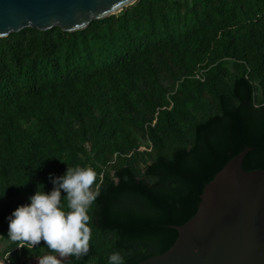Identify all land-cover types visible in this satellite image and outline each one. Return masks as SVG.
<instances>
[{"label":"trees","instance_id":"16d2710c","mask_svg":"<svg viewBox=\"0 0 264 264\" xmlns=\"http://www.w3.org/2000/svg\"><path fill=\"white\" fill-rule=\"evenodd\" d=\"M246 148L264 170V0H138L68 33L0 38V255H55L8 236L49 174L92 168L87 254L138 264L167 252L205 186ZM41 190H43L41 188ZM61 190V206L67 209Z\"/></svg>","mask_w":264,"mask_h":264},{"label":"water","instance_id":"95a60500","mask_svg":"<svg viewBox=\"0 0 264 264\" xmlns=\"http://www.w3.org/2000/svg\"><path fill=\"white\" fill-rule=\"evenodd\" d=\"M137 1L0 0V38L25 28L83 31ZM251 151L246 148L205 186L196 215L173 227L175 244L138 264H264V170L243 168Z\"/></svg>","mask_w":264,"mask_h":264},{"label":"clouds","instance_id":"9594fccd","mask_svg":"<svg viewBox=\"0 0 264 264\" xmlns=\"http://www.w3.org/2000/svg\"><path fill=\"white\" fill-rule=\"evenodd\" d=\"M97 173L92 168H68L64 175L49 174L53 188L38 191L29 197L30 203L18 206L8 219L7 236L13 242L27 244L33 248L45 242L55 255L37 258L38 264H61L66 257H81L89 251L91 229L89 227L90 207L95 202L98 191L92 189ZM41 188L43 190H41ZM61 190L66 194L67 209L61 206ZM0 195V198H3ZM108 264H126L119 252L108 257Z\"/></svg>","mask_w":264,"mask_h":264},{"label":"built area","instance_id":"2783aa9c","mask_svg":"<svg viewBox=\"0 0 264 264\" xmlns=\"http://www.w3.org/2000/svg\"><path fill=\"white\" fill-rule=\"evenodd\" d=\"M27 261V264H33V262H34V260H32V259H29V260H26ZM0 264H10V261L8 260V258H6V257H2L1 255H0Z\"/></svg>","mask_w":264,"mask_h":264},{"label":"rangeland","instance_id":"374dc122","mask_svg":"<svg viewBox=\"0 0 264 264\" xmlns=\"http://www.w3.org/2000/svg\"><path fill=\"white\" fill-rule=\"evenodd\" d=\"M4 246H5L4 243H0V250H1L2 248H4Z\"/></svg>","mask_w":264,"mask_h":264}]
</instances>
